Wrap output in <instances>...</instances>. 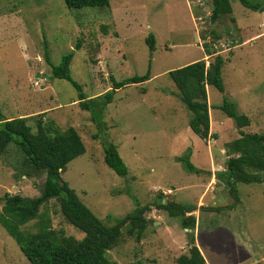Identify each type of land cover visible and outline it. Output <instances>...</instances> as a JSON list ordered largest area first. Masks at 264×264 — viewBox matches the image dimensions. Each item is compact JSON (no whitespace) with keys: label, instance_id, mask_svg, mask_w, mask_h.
<instances>
[{"label":"rangeland","instance_id":"374dc122","mask_svg":"<svg viewBox=\"0 0 264 264\" xmlns=\"http://www.w3.org/2000/svg\"><path fill=\"white\" fill-rule=\"evenodd\" d=\"M194 1L110 0L109 8L69 9L64 0H0L2 114L28 118L34 132L40 121L78 131L86 153L67 166L62 179L107 226L132 214L137 202L151 208L141 241L129 235L128 226L122 228L119 243L108 252L115 264H176L192 239L207 264H264V182L239 183L240 202L230 210L193 212L194 230L156 208L159 197L197 208L235 203L224 183L215 188L211 181L214 173L225 171L228 146L240 137L220 109L225 99L250 118L245 133H264V12L231 0L232 14L213 23V4L199 7ZM151 33L153 53L147 44ZM229 41L233 49L223 53L220 44ZM72 51L71 75L89 99L112 88L110 76L121 82L150 69V80L118 90L99 125L80 108L73 85L52 78L46 55L58 66ZM218 55L225 60V92L207 87L211 134L218 138L202 140L190 128L192 112L178 97L170 72L200 60L210 65ZM105 142L117 146L128 177L105 163ZM188 156L204 172L187 171L181 159ZM29 167L15 144L0 158V212L7 193L41 195L46 175H29ZM47 221L68 237L82 241L86 236L66 220L56 199L23 229L36 233ZM0 264H31L1 224Z\"/></svg>","mask_w":264,"mask_h":264},{"label":"trees","instance_id":"16d2710c","mask_svg":"<svg viewBox=\"0 0 264 264\" xmlns=\"http://www.w3.org/2000/svg\"><path fill=\"white\" fill-rule=\"evenodd\" d=\"M239 1L252 11L264 12V3H254L252 0ZM64 2L69 9L110 7V0H64ZM232 12L231 0H213L211 16L213 23ZM203 42L204 46L208 43ZM147 44L153 53L156 50V38L152 33L147 38ZM76 49H80L79 45ZM207 53L211 54L209 50ZM74 54V51L65 54L58 66L51 62L49 54L46 55L47 62L52 68V78L71 83L78 91L80 108L91 112L92 120L99 125L106 107L114 101L118 90L129 85L147 82L151 77L150 69L143 76H133L121 82H118L114 76H110L112 88L97 98L89 99L82 86L71 75L70 66ZM224 65L225 60L218 55L208 67L205 60H200L170 72V77L178 89V97L192 112L190 128L202 140L212 136L218 138L216 134H211L207 87L213 86L221 93L225 92L222 76ZM220 109L227 118L234 122L240 137L228 146L229 158L226 161L225 171L215 174L217 181L224 183L235 203L228 207H201L203 211L216 213L230 210L240 202L239 183L264 182L262 176L264 172V133L250 134L242 130L251 125V120L247 115L238 112L235 103L225 99ZM46 125L44 126L40 121L38 130L34 132L28 124V118L7 119L0 111V158L6 154L12 144H15L30 164L29 175L33 171L36 175L39 172L46 175V181L39 197L28 198L10 193L4 196L0 224L16 241L31 264H115L108 258V252L119 243L122 228L128 226L129 235L136 236L137 240L141 241L149 224L146 214L151 208L149 206L140 207L136 201L138 207L132 214L118 220L114 226H107L81 202L75 191L62 179L67 166L86 153L85 144L78 131L73 127L63 131L57 128L54 122ZM103 146L107 166L118 176L128 177L129 168L117 146L109 142H105ZM181 160L187 171L197 174L204 172L195 167L189 156ZM52 199L59 202L66 220L85 233L86 236L82 241L72 236L68 237L63 232L55 231L49 221L42 223L39 232L36 233L23 229L30 222L41 218V208ZM156 208L167 212L171 217L179 218L184 229L194 230L196 228V216L192 213L198 210L197 206L174 202L163 204L157 200ZM176 264H206V259L195 243V239L191 240L188 252L176 259Z\"/></svg>","mask_w":264,"mask_h":264},{"label":"built area","instance_id":"2783aa9c","mask_svg":"<svg viewBox=\"0 0 264 264\" xmlns=\"http://www.w3.org/2000/svg\"><path fill=\"white\" fill-rule=\"evenodd\" d=\"M194 3H197L196 6H199V7H209L210 4H213V0H195ZM201 36L198 37L197 35V39L198 41L201 43L202 39L200 38ZM202 44V43H201ZM233 42H224V43H221L220 46H221V49H222V52H229L233 49ZM217 48V47H216ZM209 65V63H207Z\"/></svg>","mask_w":264,"mask_h":264},{"label":"crops","instance_id":"0c3cea01","mask_svg":"<svg viewBox=\"0 0 264 264\" xmlns=\"http://www.w3.org/2000/svg\"><path fill=\"white\" fill-rule=\"evenodd\" d=\"M228 119H229V118H228ZM211 127H212V120H211ZM212 130H213V128H212ZM215 174H216V173L213 174V178H212L211 181L214 182V184H215L214 187L216 188L217 185H220V184H221V182L219 183V181H217V179H216V177H215ZM223 186H225V185L223 184ZM214 187H212V189H214ZM201 207H202V206H199L198 209H201ZM194 216H195V215H194ZM199 249H200V248H199ZM188 250H189V246H188V248H187L186 250H184V252H185L184 254H186V253L188 252ZM200 250H201V249H200ZM201 252H202V251H201ZM202 254H203V252H202ZM206 264H207V261H206Z\"/></svg>","mask_w":264,"mask_h":264},{"label":"water","instance_id":"95a60500","mask_svg":"<svg viewBox=\"0 0 264 264\" xmlns=\"http://www.w3.org/2000/svg\"><path fill=\"white\" fill-rule=\"evenodd\" d=\"M37 77H41V74H37ZM48 80H51V77L50 76H46ZM160 203H163V204H167V201L163 200V199H160L159 201Z\"/></svg>","mask_w":264,"mask_h":264}]
</instances>
